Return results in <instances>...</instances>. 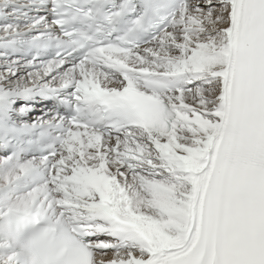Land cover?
<instances>
[{
  "label": "snow or ice",
  "instance_id": "1",
  "mask_svg": "<svg viewBox=\"0 0 264 264\" xmlns=\"http://www.w3.org/2000/svg\"><path fill=\"white\" fill-rule=\"evenodd\" d=\"M0 151V264H264V0H0Z\"/></svg>",
  "mask_w": 264,
  "mask_h": 264
},
{
  "label": "bare ground",
  "instance_id": "2",
  "mask_svg": "<svg viewBox=\"0 0 264 264\" xmlns=\"http://www.w3.org/2000/svg\"><path fill=\"white\" fill-rule=\"evenodd\" d=\"M13 59H15V58H13ZM41 107H43V106H38V108H41ZM38 108H37V109H38ZM40 114H41V113H40ZM40 114L35 113V114L32 115V118H35L36 116H38V115H40ZM2 156H3V155L0 154V157H2ZM112 255H113V254L110 252V253L107 255L106 258H111Z\"/></svg>",
  "mask_w": 264,
  "mask_h": 264
},
{
  "label": "rangeland",
  "instance_id": "3",
  "mask_svg": "<svg viewBox=\"0 0 264 264\" xmlns=\"http://www.w3.org/2000/svg\"><path fill=\"white\" fill-rule=\"evenodd\" d=\"M39 111H40V110H39ZM109 253H110V252H109ZM109 253H108V254H109Z\"/></svg>",
  "mask_w": 264,
  "mask_h": 264
}]
</instances>
